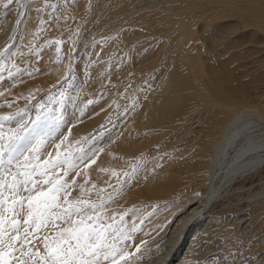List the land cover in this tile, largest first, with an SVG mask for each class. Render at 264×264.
<instances>
[{
  "label": "bare ground",
  "instance_id": "obj_1",
  "mask_svg": "<svg viewBox=\"0 0 264 264\" xmlns=\"http://www.w3.org/2000/svg\"><path fill=\"white\" fill-rule=\"evenodd\" d=\"M24 1L23 33L21 39L17 40V47L24 50L34 46L31 52L33 61L28 60L34 70L29 71V64L28 70L19 67L18 71L16 69V73L21 72L18 78V74L9 69L19 82L14 80L12 74L10 77L6 75L4 77L11 81V85L15 82L18 85L16 88L13 86L11 91L7 89L10 82H4V89L13 92L16 98L26 101L28 105L29 101L48 91L65 89L66 94L70 92L68 100L72 108L69 107L73 109L69 119L71 127L64 124L70 129L64 131L59 143L65 142L63 145H67L66 141H70V147L75 140H82L86 143L83 148L88 145L82 155H76L75 169L72 168L68 174V179L77 184L71 198L81 197L83 186V198L96 202L100 198L105 200L106 219L112 217L119 220L123 214L126 230L137 226L136 231H130L132 240L127 244L132 252H135L136 245L140 246L141 250L137 253L140 259H133L131 264H220L222 259L226 262L225 255L235 256L238 250H244L247 259H252L253 254L258 258L263 257L264 212L260 211L258 204L264 195L261 189L264 179V115L261 114L264 112L260 114L262 106L257 108L250 104V100L264 91V65L252 66L261 57L259 51L264 42V0H222L221 11L208 15V10H204L202 16L210 17L202 20L195 19L198 14H185L189 5L186 0L177 5L168 0H101L106 2L102 5V15L113 11L114 7L134 11L135 21L132 20L135 25L126 37L127 40L140 37L141 40L137 44L132 43L135 46L130 45L128 50L112 48V45L121 44L118 37L109 39L111 46H101L103 41L98 40L88 44L85 54L81 52L78 57L72 54L78 42L75 30L90 18L96 0ZM136 1L141 5L136 7ZM15 4V0L11 4H8V0H0V22L10 21L17 11ZM51 7L54 9L52 13ZM217 9L220 10V7ZM17 12V19H20L21 8ZM96 12L97 9L93 19ZM114 21H111V26L105 24L108 31L118 27ZM8 25L0 30V43L9 42L7 37L11 27ZM45 28L47 36L43 32ZM205 28L208 29L205 36L213 42L211 45L223 41V46L218 50L216 48L219 60L202 55V42L197 40L196 33L199 30L204 32L207 30ZM44 35L48 41L44 40ZM157 35H164L163 41L158 46L148 47V40L144 41L143 38ZM12 39L11 42H14ZM182 44L185 45L180 48ZM38 49L40 52L35 51ZM172 49L179 52L170 53L172 56L167 68L161 70L159 63L155 66L156 62L154 67L150 64L152 68L149 70L145 68L152 58L165 56ZM89 52L91 54L86 63L90 69L87 70L86 66L83 72L81 62ZM253 53L256 56L251 61L247 60L250 62L248 66L243 63L247 69L254 68L253 72L250 73V70L248 73L246 68L247 73L239 71L243 66L236 65V60ZM207 60H210V66ZM136 68H139L137 73L142 70L141 75L136 74L141 76L139 80L134 76L136 85L131 83L134 87L129 88V84L122 87L124 85L121 86L119 80ZM211 70L213 76L209 73ZM243 76L245 78L240 79ZM250 83L261 87L254 89ZM257 83L260 85L257 86ZM248 84L251 87L248 88ZM123 88L127 90L121 92ZM247 88L254 91L249 92ZM7 95L5 97L9 99ZM46 95L49 96V93ZM7 98L5 104H2L4 100L0 102L6 111ZM55 98V101L59 99ZM260 104L264 105V101ZM108 114L107 118L111 116L113 119L97 126ZM55 134L52 137L57 139ZM53 138L52 144L58 141H53ZM55 144L59 145L57 142ZM54 146H50L48 154L53 153ZM38 153L40 155L42 151ZM72 163L75 162L72 160ZM233 195L245 196V202L241 201L236 213L224 208ZM109 196L112 199L109 200ZM233 228L247 231V241L235 244L229 233ZM142 241L145 243L142 244Z\"/></svg>",
  "mask_w": 264,
  "mask_h": 264
},
{
  "label": "snow or ice",
  "instance_id": "obj_2",
  "mask_svg": "<svg viewBox=\"0 0 264 264\" xmlns=\"http://www.w3.org/2000/svg\"><path fill=\"white\" fill-rule=\"evenodd\" d=\"M12 119L0 116V121ZM23 131L24 125L9 134L0 131V264H131L140 259V246L132 252L127 244L137 226L126 230L123 214L106 219L105 200L83 198V186L81 197L71 198L75 181L57 178L55 169L73 167L72 161L59 152L41 160L36 153L45 135Z\"/></svg>",
  "mask_w": 264,
  "mask_h": 264
},
{
  "label": "rangeland",
  "instance_id": "obj_3",
  "mask_svg": "<svg viewBox=\"0 0 264 264\" xmlns=\"http://www.w3.org/2000/svg\"><path fill=\"white\" fill-rule=\"evenodd\" d=\"M20 0H15V6H16V9H15V11L17 10V11H19L20 10V8H21V11L22 12H20L21 14H19V16H21V18L20 19H17V17H18V12H17V14H16V12L15 13H13V15L10 17V21L8 20V21H3V22H0V30H2V28H3V26L5 27L6 25H8L9 27H11L10 29H11V31L9 32L10 34H9V36L7 37V39H9V42H8V40L6 41V43H5V41L4 42H2V43H0V48H1V50H0V95L2 94V95H4V93H5V95L2 97L3 98V100H4V102H3V100L1 101V96H0V102L2 103V104H5L6 103V100H5V98H7V97H5L6 96V94H9V95H7L8 97H10L9 99L7 98V106L6 107H8L7 109V111L5 110V107H4V105H2L1 103H0V116H8V115H12V116H14L15 117V119H12V120H3V121H0V131H2V132H4L5 134H9V130L10 129H17L20 125H24V131H23V134L24 135H28V134H30V133H32V130L33 129H36L37 131H36V136H39V135H45V139H47V141L48 142H45L46 144H44L43 145V148H44V146H46L44 149L42 148H40V153H41V151H42V153L39 155V153H36V155L38 154V156L40 157V159H42L41 157H43L42 155H45L46 153V155H45V157H43V159L42 160H44V159H47L48 158V156H49V150H50V148L52 147V145L54 146L53 147V149L52 150H54V151H52L53 153L56 151V142L59 144V145H61L60 147L64 150L65 149V151H61L62 152V154H60V158L61 159H63L65 156H67V157H69V159H71V161L73 160L75 163H72L74 166H75V164H76V160H77V156L76 155H78L79 153H80V155H82L83 153L82 152H84L85 151V149L87 148V146H85V148H83V145L84 144H86V143H83L82 142V140L81 141H79V140H75V141H77V142H75L74 140V144L73 143H71L70 144V147H69V143H70V141H69V143H67L68 141H66V144L67 145H63V144H65V142L62 144H60L59 142L61 141L62 142V140L61 139H63L62 137H63V135H64V131H68L70 128H68V126H65L66 124H68L69 125V127H71V125H70V121H69V119H70V115L72 114L71 112L73 111V109H71L72 107L70 106V104H71V101H69L68 100V97H69V94H70V92H69V90L67 89V91L69 92V93H67L66 94V92L63 90V89H61V90H57V91H52L53 92V95H51L52 94V92H49L48 91V93H49V96L48 95H46V94H48L47 92L44 94V95H41V96H38L37 98H35V100L33 99L32 101H27L28 103H29V105L26 103V101H23V100H21V99H19L18 97L16 98V96H15V94H13V92L11 93V91H12V87L14 86V88H16L17 87V83L19 82L18 81V79L16 78V80H17V83L15 82L16 80H15V77H14V73L15 74H18V73H16V69L17 68H19V69H26V70H28V67H27V65L29 66V71H32V69L34 70V67L32 68V63H29V61L28 60H30V62H32L33 61V55L31 54V52H32V50H33V47L34 46H29L27 49H24V50H21V49H19L18 47H17V40H20L21 39V37L20 36H22V33H23V16H24V12H25V10H26V3H25V1L24 0H21V3L19 2ZM169 1H172V4L173 5H177V4H179V3H181L183 0H181V1H179V0H168V2ZM203 1V2H202ZM212 2V4H211V2ZM218 1L219 0H186L185 2L186 3H189V5L187 6L188 7V9L186 8L185 10H186V12H185V14L187 15V16H191V15H196V14H198V15H196L195 16V19H199V20H202V19H204V18H206V19H208L210 16H207V15H205L204 14V16H202L203 15V11L205 10H208V15H210L211 13H218L219 11H221V6H223V5H221V4H223V1L221 0V2L220 3H218ZM17 2H18V4H17ZM96 2V4L94 5V7H93V10H92V14H91V16L89 15V19L88 20H85L84 21V24H82V25H80V27H78L76 30H75V32H76V41L78 40V42L76 43V48L74 49V51L72 52V54H73V56L75 57H78V55L82 52V54L84 55L85 54V51L87 50V46H88V44H94L95 43V41H98V40H101V41H103V43L101 42V46H109L110 45V43L109 42H111V40H109V39H114V38H117L118 37V42L120 41V43L121 44H118V45H112L113 47L112 48H116V47H121V49H125V50H128L129 49V47H130V45H134L135 46V44H132V43H138V41H140L141 40V38L140 37H136V39L135 38H132V40H131V38H128L129 40H130V42H128L129 40H127V35L128 34H130V32L133 30L132 28H133V25H135V23H133L134 21H135V19H134V17L136 16V14H134V11L133 12H131V11H126L127 9L126 8H124V10H122V7L121 8H115L114 7V9H113V11H110L109 13H107V14H105V15H102V14H104V13H101L100 14V12H101V9H102V5L104 6V3H106L105 1L104 2H101V0H96L95 1ZM138 2L139 1H136L135 3H136V5L135 4H133V8H135L134 7V5L137 7L138 5H141V3L139 2V4H138ZM199 2V3H198ZM25 3V6L23 5ZM177 3V4H176ZM191 3H193V4H191ZM192 6H191V5ZM220 4V5H219ZM198 5V6H197ZM211 5V6H210ZM24 7V9H23V7ZM97 6H98V8H97ZM194 6V7H193ZM198 8H197V7ZM96 7V8H95ZM141 6H139L138 8H140ZM189 7H190V9H189ZM210 7V8H209ZM215 7H220V10L219 9H217V8H215ZM18 8V9H17ZM53 7H51L50 9V13H52V11H54V9H52ZM97 9V12H96V17L94 16V18L95 19H93V14H94V12H95V10ZM126 9V10H125ZM213 9H214V11H213ZM217 9V10H216ZM194 11V12H193ZM204 11V12H205ZM120 12V13H119ZM196 12V13H195ZM199 12H201V13H199ZM207 12V11H206ZM15 14V15H14ZM98 14H99V17H98ZM114 14V15H113ZM124 16H122V15ZM126 14H127V16H126ZM201 14V16H199ZM102 15V16H101ZM113 16V17H112ZM12 17H14V18H12ZM98 17V18H97ZM108 17V18H107ZM115 17V18H114ZM128 19H127V18ZM112 18H114L113 20H111ZM132 18L134 19V21L132 20ZM108 19V20H107ZM220 19V18H219ZM15 22H14V21ZM19 20V21H18ZM20 20L22 21L21 22V24H20ZM91 20V21H90ZM98 20V21H97ZM107 20V21H106ZM112 21V23H113V21L115 20L116 22H117V24H118V27L117 28H115V30H110V31H108L109 29H107L106 28V25L108 26V23H109V25L111 26L112 24H111V21ZM114 21V24L116 23ZM10 22L12 23L11 25H10ZM17 22V23H16ZM100 22V23H99ZM120 24H119V23ZM130 22V23H129ZM16 24V25H15ZM102 24V25H101ZM106 24V25H105ZM123 24V25H122ZM132 24V25H131ZM99 25V26H98ZM100 25H101V27H100ZM116 25V24H115ZM122 27H121V26ZM132 27H131V26ZM247 25H249V24H247ZM2 26V27H1ZM126 26H129V27H126ZM251 26H252V24H251ZM14 27V28H13ZM102 27H104V28H102ZM16 28V29H15ZM47 28V27H46ZM44 29V33H45V35L47 36V34H48V32H47V29ZM120 28V29H119ZM17 29H19L18 30V32H16V34H14V32L17 30ZM123 29V30H122ZM205 29H207V28H205ZM14 30V31H13ZM100 32H99V31ZM103 30V31H102ZM117 30V31H116ZM118 30H120V31H118ZM13 31V32H12ZM22 31V32H21ZM107 31V32H106ZM116 31V33H114ZM206 31H208V29L207 30H204V32H202L201 30H199L198 31V33H196V35H197V37H198V39L197 40H199L200 42H202L201 44H202V49H201V52H202V55L205 57V58H207V57H211V59H220V56H219V54L217 55V50L221 47V46H223L222 44H223V41H221V42H216V43H214V45L215 46H213V45H211V44H213V42H211L212 40H211V38L209 39V37H207V36H205L206 35ZM258 31L259 32H261L262 30L259 28L258 29ZM258 32V33H259ZM12 33L14 34V36H12ZM18 33V34H17ZM20 33H21V35H20ZM103 35H102V34ZM105 33V34H104ZM106 33H107V35H106ZM125 33V34H124ZM101 34V36H99ZM123 34V35H122ZM18 37H17V36ZM44 35V40L45 41H48V39H46L47 37ZM106 35V37H104ZM118 35V36H117ZM10 36H11V38H10ZM77 36H78V38H77ZM201 36V37H200ZM12 37H17L16 38V40H14V39H12ZM121 37H123L124 39H120ZM163 37H164V35L162 36H149V37H147V39H145V38H143V40L144 41H147L148 43H146V45L148 46V47H155V46H158V44H159V42H161V41H163ZM153 40H152V39ZM155 38V39H154ZM206 38V39H205ZM11 39H12V41L14 40V42H11ZM79 39H80V41H79ZM44 40H43V42H44ZM106 40H108V41H106ZM124 40V41H123ZM159 40V41H158ZM126 41L128 42V44L129 43H131V44H126ZM156 41V42H155ZM11 42V43H10ZM84 42H85V45H84ZM86 42H88V43H86ZM117 42V43H118ZM150 42V43H149ZM153 42V43H152ZM79 43V44H78ZM123 43V44H122ZM156 43V44H155ZM186 43V42H185ZM243 43V42H242ZM246 43H248V44H250V42H246ZM246 43H244L245 45H246ZM11 44V45H10ZM106 44V45H105ZM149 44V45H148ZM5 45V46H4ZM16 45V46H15ZM185 45V44H184ZM184 45L182 44L181 46H179L180 48H182V47H184ZM206 45V46H205ZM2 46V47H1ZM4 46V47H3ZM111 46V45H110ZM261 46H262V50H260L261 51V53H260V51H259V55H261V57H259L261 60L258 62L257 60L259 59H257L256 60V62H255V64H253L252 66H254V65H256V64H263L264 65V42L261 44ZM8 47V48H7ZM127 47V48H126ZM218 47V48H217ZM10 48V49H9ZM216 48H217V50H216ZM14 49V50H13ZM80 49V50H79ZM10 50H12V53L10 54ZM8 51H9V53H8ZM23 51H25V53L23 52ZM36 52H40V49H38V50H35ZM84 51V52H83ZM177 50H174V49H172L170 52H169V54H166L165 56H161V55H157L156 56V58L155 59H157V60H155L154 58H152L153 59V61H152V59H151V62L148 64V66H146L145 68H147L148 70L150 69V68H152V66L154 67V65H155V62H156V65L155 66H157V65H159V66H161V70L165 67V68H167L168 66H169V60H170V58L169 57H171L172 55L170 54V53H178L179 51H177ZM204 51H205V53H204ZM26 52H28V54H26ZM230 51H228V53H229ZM4 53H6V54H8V55H5ZM15 53V54H14ZM18 53V54H17ZM21 53V54H20ZM76 53V54H75ZM227 53V54H228ZM4 54V55H3ZM30 54V55H29ZM91 54V52H89L88 54H86V56L84 57V60H82V62H84V63H82L81 62V66H82V68L80 67V69H81V71H83L84 72V69H86L87 68V70H89L90 69V66H87V57L89 56ZM212 54V55H211ZM13 55V56H12ZM15 55V56H14ZM20 55H22L21 57H20ZM29 55V56H28ZM215 55V56H214ZM3 56V57H2ZM8 56V57H7ZM72 56V55H71ZM247 56V57H246ZM245 56V58H239V59H237L236 60V65H239L240 67H241V65L244 67V70H243V67H241L240 68V70L239 71H245L246 73H247V71H248V73H249V71H250V73L251 72H253L252 70H254V68H248L247 69V66H248V64L250 63V62H247V60L248 61H251V59L252 58H254V56H256V54L255 53H253V54H251L250 56H249V54H247ZM12 57V58H11ZM17 57H19V59L17 58ZM22 57H23V59L24 60H26V61H24L23 59H22ZM4 58V59H3ZM13 59L12 60V62H10V60H7V59ZM17 58V61H16V63L17 62H19V63H15L14 62V60ZM31 58V59H30ZM246 61H245V60ZM20 60H22V61H20ZM5 61V62H4ZM28 61V62H27ZM246 63H245V62ZM21 62V63H20ZM22 62H24V63H22ZM239 62H241L242 64H240ZM27 63V64H26ZM159 63V64H158ZM207 63H208V65L210 66V60H207ZM243 63H244V65L246 64L247 66L245 67L244 65H243ZM17 66H16V65ZM18 64H19V66H18ZM21 64V65H20ZM23 64V65H22ZM150 64H152V66L150 65ZM8 65V66H7ZM16 66V68H14L15 66ZM166 65V66H165ZM10 66H14L13 68L12 67H10ZM22 66H23V68H22ZM24 66H25V68H24ZM87 66V67H86ZM158 66V67H159ZM86 67V68H85ZM149 67V68H148ZM255 67V66H254ZM12 68V69H11ZM247 69V71H246V69ZM3 69V70H2ZM13 70L12 72H14L13 74H12V72L11 71H8V70ZM15 69V70H14ZM19 69H17V71L19 70ZM137 69H139V68H136V69H133L134 71H130L131 73H130V75L128 74V76H125V77H123L122 79H120L119 80V83L121 84V86L122 85H124V86H122V87H126V85H128L129 86V88H130V86L131 87H134L136 84L135 83H137L136 81L137 80H133V79H135V78H137L138 77V80H139V78L141 77V76H138L139 74L141 75L142 74V70H141V72H140V70H139V73H137L138 72V70ZM159 69H160V67H159ZM21 70V71H22ZM136 70H137V72H136ZM86 71V70H85ZM10 72V73H9ZM23 72V71H22ZM135 72V73H134ZM8 73V74H7ZM21 73V72H20ZM19 73V74H20ZM210 74H211V76H213L214 75V73H212V70H211V72H209ZM208 73V74H209ZM10 74V75H9ZM11 74L13 75L12 77L14 78V80L13 79H11L13 82H15L16 83V86L14 85L15 83H13V85H11L12 83H11V81L8 79V78H5L6 77V75H7V77H10L11 76ZM18 74V78H19V75ZM133 74V75H132ZM136 74H138V75H136ZM209 74V75H210ZM5 76V77H4ZM131 76H133V78L131 77ZM134 76H135V78H134ZM248 75H246V77H247ZM130 78V79H129ZM245 78V76H243L242 78H240V79H244ZM127 80H128V82H127ZM123 81V82H122ZM132 81V82H131ZM135 81V82H134ZM3 82V83H2ZM4 82H6V84H8L9 82V87L7 88V89H10L11 91H9V90H7L6 91V88L4 89V86H3V84H5ZM21 82V81H20ZM117 83H118V81H117ZM131 83H133V85L134 86H132V84ZM264 83V82H263ZM6 84H5V87H6ZM251 84V83H250ZM250 84H248V88L249 87H253L254 89H256V88H259L260 89V87H261V85L260 84H258L257 83V86L258 85H260L259 87H256V84L255 83H253V85L251 84V86H250ZM8 86V85H7ZM11 87V88H10ZM262 87H263V84H262ZM13 88V89H14ZM124 88L122 89L123 91H121V92H124V91H126L127 90V88H126V90H124ZM247 88V89H248ZM248 89V91L249 92H252V90L254 91V89ZM4 89V90H3ZM264 89V88H263ZM262 89V90H263ZM15 90V89H14ZM2 91V92H1ZM9 91V92H8ZM59 91V92H58ZM61 92V93H60ZM63 92V93H62ZM14 93H15V91H14ZM264 91L261 93V94H258V95H255V96H252V99L250 100V101H252V102H250V104L251 105H254V106H257V108H259L260 106H262V107H260V110H259V112H260V114L261 113H263L264 112V105L263 104H260V103H263V101H264ZM63 94V95H62ZM65 94V95H64ZM263 94V95H262ZM46 95V96H45ZM51 95V96H50ZM56 95H59V96H56ZM60 95H62L61 97L62 98H60ZM67 95V96H66ZM56 98H55V97ZM44 97H46V98H44ZM55 99H57V97H59V99H57L56 101L54 100V98ZM64 97V98H63ZM255 97H259V98H255ZM14 99H17L18 100V102L16 101V100H14ZM37 99H38V102H37ZM47 99V100H46ZM49 99V100H48ZM63 99V100H62ZM65 99V100H64ZM254 99H256V101L254 100ZM259 99V100H258ZM262 99V100H261ZM21 102H20V101ZM59 100H61V101H63L62 103H61V101H59ZM253 100L255 101V103H256V105H255V103L253 102ZM11 101H12V104H14V103H16V107H14L15 106V104L14 105H12L11 104ZM25 102L26 103V106L24 105L25 103H23V102ZM67 101H69V102H67ZM20 102V103H19ZM35 102H37V104L35 103ZM56 102V103H55ZM67 104H66V103ZM260 104H258V103ZM61 105H59V104ZM67 105V106H65V104ZM18 104L20 105V106H18ZM22 104V105H21ZM35 104V105H34ZM52 104V105H51ZM58 104V105H57ZM64 104V105H63ZM12 105V106H11ZM24 105V106H23ZM28 105V106H27ZM31 105H33V106H31ZM57 108H56V107ZM60 106V107H59ZM71 108H70V107ZM2 107H4V109H2ZM10 107H13L12 109L10 108ZM19 107H22V108H19ZM31 107H33V108H31ZM61 108V109H59V108ZM64 107H66V108H64ZM14 108H15V110H14ZM24 108H26V109H24ZM65 109V111H64V109ZM263 108V109H262ZM262 109V110H261ZM5 110V111H4ZM66 110H68L67 112H66ZM19 111H21V112H19ZM25 111V112H24ZM61 111V112H60ZM65 112V113H63V112ZM71 111V112H70ZM22 112H23V114H22ZM4 113V114H3ZM55 113V114H54ZM62 113H63V115H62ZM71 113V114H70ZM18 114V115H17ZM20 114V115H19ZM261 115H264V113L263 114H261ZM56 116V117H55ZM37 117H39L40 119L39 120H37ZM55 117V118H54ZM109 118V114L106 116V117H103L101 120H102V122H100L99 123V125L97 124V126H100V125H102L103 123H106V122H108L109 120L111 121L113 118L110 116V119H108ZM58 118V119H57ZM64 118H66V119H64ZM105 118H106V121H105ZM56 119V120H55ZM58 120V121H57ZM66 121V122H65ZM103 121H105V122H103ZM109 121V122H110ZM68 122V123H67ZM57 123V124H56ZM54 124V125H53ZM65 124V125H64ZM57 125H58V127H57ZM60 126H61V128H60ZM96 126V127H97ZM54 127V128H53ZM53 128V129H52ZM55 128H56V130H55ZM63 129H66V130H63ZM52 130V131H51ZM56 131L58 132V133H56ZM61 131V134L59 133ZM55 134V137H57V139H58V141H56L57 139L56 138H53L54 137V135H52V134ZM66 133V132H65ZM59 134V135H58ZM53 136V137H52ZM52 138H53V141H56V142H53V144H52ZM49 139V140H48ZM46 141V140H45ZM49 141H51V142H49ZM33 143H35V141H33ZM48 144H49V146H48ZM80 144V146H78ZM51 146V147H50ZM64 146V147H63ZM68 147V148H70L71 150H72V148H73V150L71 151V150H69L68 148H65V147ZM74 146V147H73ZM49 147V148H48ZM56 147V148H55ZM72 147V148H71ZM80 148V150H79V148ZM82 147V148H81ZM61 148H58V152L59 153H61L60 152V150H61ZM60 149V150H59ZM67 149V150H66ZM44 150V151H43ZM69 150V151H68ZM46 151V152H45ZM51 151V150H50ZM68 151V152H67ZM71 151V152H70ZM43 152H44V154H43ZM51 154V156L53 155V158L54 157H56L54 154ZM66 153V154H65ZM69 155V156H68ZM73 155V156H72ZM63 157V158H62ZM71 157H73V158H71ZM75 158H76V160H75ZM65 166V167H64ZM62 168H65V170H63V169H60V168H57V169H55V175H56V177L57 178H59V179H63V180H66V181H68L69 183H72V182H70V181H72L71 179H68V177H70V176H68V174L70 175V170L73 168V167H69L68 168V165H64ZM67 168H68V170L69 171H67ZM60 169V170H59ZM75 168H73L72 170H74ZM64 171H67V176H64V175H62L63 174V172ZM56 172H57V174H56ZM75 176V175H74ZM72 178H73V176H72ZM263 181V187L261 188L262 190H263V192H264V179L262 180ZM77 185V184H76ZM76 185H72V187L69 189V191H72V193H71V197L75 194V191H76V188H74V186L76 187ZM45 187H47V186H45ZM73 188H74V190H73ZM74 193V194H73ZM238 196V197H237ZM234 197H236V198H234ZM241 198V199H240ZM239 199V200H238ZM264 195H263V197H262V200L259 198V201L261 200V202H259V204H258V206H259V208H260V211L263 213L264 212ZM245 200V196H242V195H233L232 196V198L227 202V204H226V206L224 207L225 209H228L227 211H233V212H238L239 211V206L238 205H240L241 204V201H242V203L243 202H245L244 201ZM239 201V202H238ZM238 202V203H237ZM232 203V204H231ZM235 203H236V205H235ZM234 204V205H233ZM231 205V206H230ZM227 207V208H226ZM232 208V209H231ZM262 208V209H261ZM231 209V210H230ZM238 210V211H237ZM235 212V213H236ZM235 229L233 228L232 230H230V232L229 233H231V235H232V240L235 242V244L236 243H242V241H243V243H244V241H247V239L249 238V234L247 235L246 233H248L247 231H239V229H236L237 230V232H236V230L234 231ZM233 231V232H232ZM241 232V233H240ZM234 235V236H233ZM245 235H247V236H245ZM243 238H242V237ZM237 237H238V239L239 240H237ZM241 238V239H240ZM246 238V239H245ZM244 239V240H243ZM237 241H239V242H237ZM241 241V242H240ZM239 248V247H238ZM261 251H264V249L263 250H261ZM242 253V254H241ZM245 251L244 250H238V252H237V254H235V256H230V255H225L224 257H226L227 256V258H228V260H227V258H226V262H225V260L224 259H222V261H220L219 263L220 264H260L261 262L262 263H264V260H263V257H259L258 258V256L256 255V254H253V258L251 259V258H245ZM233 258V259H232ZM243 260H242V259ZM237 259H239V261L237 260ZM244 259H246V260H244ZM258 259V260H257ZM249 260V261H248ZM252 260V261H251ZM236 262H238V263H236ZM244 262V263H243ZM246 262H248V263H246Z\"/></svg>",
  "mask_w": 264,
  "mask_h": 264
}]
</instances>
